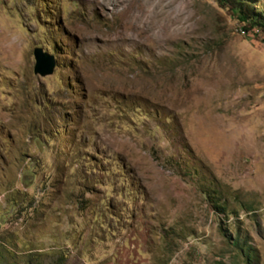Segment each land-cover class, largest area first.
I'll return each mask as SVG.
<instances>
[{"label": "rangeland", "instance_id": "1", "mask_svg": "<svg viewBox=\"0 0 264 264\" xmlns=\"http://www.w3.org/2000/svg\"><path fill=\"white\" fill-rule=\"evenodd\" d=\"M244 27L216 0H0V247L264 264V35Z\"/></svg>", "mask_w": 264, "mask_h": 264}, {"label": "trees", "instance_id": "2", "mask_svg": "<svg viewBox=\"0 0 264 264\" xmlns=\"http://www.w3.org/2000/svg\"><path fill=\"white\" fill-rule=\"evenodd\" d=\"M217 3L222 8H228L232 11L236 19L247 25L248 28L244 27V31H248L249 29H256L257 31L261 32L264 35V14H259L253 11V6L249 2V0H216ZM232 248L235 250L239 256L244 258L246 262L250 257V252L252 249L248 244L245 243L242 239L238 236L230 243ZM30 253L21 254L16 252L4 251L0 247V264H47L46 258H40L39 255L38 259L32 258ZM35 257V256H34ZM55 257L53 258V260ZM61 258H58L60 260ZM48 264H60L59 262H51Z\"/></svg>", "mask_w": 264, "mask_h": 264}, {"label": "water", "instance_id": "3", "mask_svg": "<svg viewBox=\"0 0 264 264\" xmlns=\"http://www.w3.org/2000/svg\"><path fill=\"white\" fill-rule=\"evenodd\" d=\"M33 56L35 59V65L33 68L34 74L41 77L50 76L56 66L54 58L44 53L40 48L34 50Z\"/></svg>", "mask_w": 264, "mask_h": 264}]
</instances>
